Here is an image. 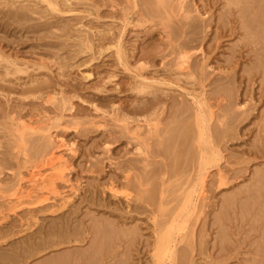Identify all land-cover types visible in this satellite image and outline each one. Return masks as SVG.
Instances as JSON below:
<instances>
[{"label":"rangeland","instance_id":"1","mask_svg":"<svg viewBox=\"0 0 264 264\" xmlns=\"http://www.w3.org/2000/svg\"><path fill=\"white\" fill-rule=\"evenodd\" d=\"M3 1L0 0V56L16 61L14 66L22 67V72L11 73L13 76L7 75L6 79L3 63L0 65V206L6 205L1 201L3 196L9 197L15 181L22 176L19 182L26 185L24 181L30 172H35V165L48 156L46 151L37 154L36 144L29 139L25 143L28 148H24L27 162L18 166L16 159L22 161L23 146L11 137V128L18 120L32 127L46 124L40 134L56 135V141L62 138L64 146L60 150L70 147L71 151H64L66 169L62 172L74 186V194L70 191L71 197L63 208L58 196L50 195V203L47 200L36 207L29 205L30 208L24 205L14 214L5 213L7 206L4 211L0 209V215L9 214L0 216V236H4L0 237V264H47L49 260L56 264L62 255L69 258L61 264H264V0H184L187 12L183 9L181 13L185 11L187 15L179 14L182 18L175 11L177 4L176 9L171 5L170 10V1L164 3L165 0V5L149 0L152 6H159V11L150 8L147 0H133L135 4L132 0H70L71 11L60 4L65 9L53 13L38 0H8L7 4ZM26 4L45 13L27 12L22 17L26 21L21 17L20 20L15 13H25L21 6ZM162 5L168 8L167 12ZM259 11L262 15H258ZM47 20L55 25L46 24ZM243 20L249 23L248 33ZM251 22L262 31L254 29ZM192 23L196 29H192ZM253 31L254 36L260 37L254 38ZM118 42L124 62L115 53ZM182 43L191 53L189 71L175 65L177 49H185ZM182 72H191V76L186 79ZM178 75L182 79L174 78ZM142 80L147 89H152L137 93L135 86ZM48 92L56 94L55 102L38 98ZM57 94L60 98L68 95L69 106L60 105ZM193 99L204 101L207 106L201 114L208 125L200 137L190 115L192 109L198 108ZM112 112L129 123L114 121ZM209 112L212 116L207 120ZM150 113L159 119V130L150 136L152 144L144 142L142 147L143 142L128 127L144 126L143 118H152ZM62 114L55 126V118ZM184 117L187 118L183 120ZM179 119V126L184 124L185 130H190L185 133L177 125V133L181 132L179 138L177 135L173 139L172 135L177 134L173 127ZM89 120L94 122L88 123ZM48 125L50 131L45 130ZM168 126L172 130L169 127L167 130L171 131L167 132L175 134L162 133ZM164 135L173 144L164 141ZM203 136L205 141H201ZM211 151L217 152V158ZM169 152L178 155L177 160ZM198 152H203V160ZM196 165L202 167L196 169ZM201 170L203 183L195 178ZM47 172L41 168L45 185L49 184ZM64 181L57 177L53 180L62 195H69L70 188ZM53 205H59V209L50 207ZM48 209L55 211L51 215ZM33 214L38 219L35 225L28 229L21 226L23 219L31 221ZM174 217H178L177 222L172 221ZM47 228L54 237H49ZM8 233L13 235L8 237ZM168 235L175 253L170 257L172 261L169 259L171 263L167 262L171 250L157 254L159 239H168Z\"/></svg>","mask_w":264,"mask_h":264},{"label":"bare ground","instance_id":"2","mask_svg":"<svg viewBox=\"0 0 264 264\" xmlns=\"http://www.w3.org/2000/svg\"><path fill=\"white\" fill-rule=\"evenodd\" d=\"M38 1H40V2H43V3H46V9L45 10H47V8H48V10H50L52 13L53 12H61L63 9H65V8H63L65 5L67 6H65L66 7V10L67 11H71V7H70V2L72 1H70V0H38ZM75 1V0H74ZM133 1V0H132ZM146 1V0H145ZM148 1V3L150 4L149 5V7L150 6H152L151 5V3L149 2V0H147ZM151 1V0H150ZM158 1V3H162L163 2V0L161 1V0H157ZM170 1V2H169ZM184 0H176L175 2L176 3H173L174 1H172V3H171V0H165V2L164 3H170V10L172 9L171 8V5L176 9V7H175V5L174 4H177V9L178 10H175L174 8H173V10H175V11H179L180 13H178V15L180 14V15H187V14H185V11L187 12V10L185 9V7L183 6V2ZM258 0H256V1H254V0H250L249 2H257ZM260 1V0H259ZM263 1V0H262ZM59 2H61V3H59ZM134 2V1H133ZM152 2V1H151ZM261 2V1H260ZM3 3L5 4H7L8 3V0H4L3 1ZM105 3V2H104ZM130 3V2H129ZM148 3H146L147 5H148ZM60 4H62L63 5V7H60ZM110 4H112V2L110 3ZM134 4H135V2H134ZM133 4V5H134ZM163 4V3H162ZM72 5V4H71ZM112 5H114V4H112ZM163 5H165V4H163ZM163 5H162V7H163ZM111 6V5H110ZM116 5H114V7H115ZM135 6V5H134ZM153 7H156V8H153ZM159 8V6H152V8H153V10L154 9H158ZM168 7H169V4H168ZM21 8H22V10H23V12H25V13H15V16H19L18 17V19L21 17H23V16H27L28 15V13L27 12H32V13H39V14H42V13H45V12H43L41 9H36V8H33V6H30V4L28 5V4H26V5H23V6H21ZM95 8V7H94ZM134 8V7H133ZM151 8V7H150ZM165 8H166V6H165ZM164 7H163V9L164 10H166V12H167V9L168 8H166L165 9ZM255 9H257L256 7H254ZM114 9V8H113ZM112 9V10H113ZM183 9H185V11H184V13L182 14L181 12H183ZM111 10V11H112ZM133 10V9H132ZM160 9H158V11H159ZM170 10H168V14H170L171 15V13H169V11ZM173 10L171 11V12H173ZM123 11V10H122ZM22 12V11H21ZM150 12L152 13V11L150 10ZM242 12V11H241ZM258 12V11H257ZM262 12V11H261ZM261 12L259 11V13L260 14H258V15H262L261 14ZM27 13V15H25ZM114 13V12H113ZM146 13V12H145ZM175 13L176 12H174V14H173V17H174V15H175ZM243 13H244V11H243ZM253 13H254V11H253ZM256 13V12H255ZM254 13V14H255ZM8 14V13H7ZM47 14V13H46ZM115 14V13H114ZM150 14V13H149ZM153 14V13H152ZM151 14V15H152ZM9 15L11 16L12 14H10L9 13ZM148 15V14H147ZM179 15V17L180 18H182V16H180ZM144 16V15H143ZM148 16H150V15H148ZM169 16V15H168ZM168 16H167V19H168ZM176 16H177V14H176ZM253 16H255V15H253ZM127 17H128V15H127ZM146 17V16H145ZM170 17V16H169ZM261 17L262 16H260V19H261ZM13 18H14V16H13ZM21 18H20V20H21ZM27 18V17H26ZM111 18V17H110ZM252 18V17H251ZM255 18H256V16H255ZM259 18V17H258ZM17 18H16V20H18ZM112 19H114V18H112ZM165 19H166V16H165ZM253 19V18H252ZM22 20H24V21H26L25 20V18H22ZM127 20V19H126ZM264 20V19H263ZM19 21V20H18ZM23 21V22H24ZM49 20H47V22H46V24L47 23H50L51 24V21H49ZM175 21H177V20H175ZM181 21V20H180ZM186 21V20H185ZM184 21V24L186 23ZM247 21V20H246ZM245 21V22H246ZM257 21V23H258V19L256 20ZM165 22V21H164ZM167 22V21H166ZM178 22V21H177ZM242 23L244 22V20L243 21H241ZM241 22H240V24H241ZM244 22V23H245ZM254 22V21H253ZM260 22V26H261V21H259ZM56 23V22H55ZM182 21L179 23V24H181L182 25ZM191 23V22H190ZM252 23V22H251ZM50 24H48V25H50ZM52 24L53 25H55L54 23H53V21H52ZM51 24V25H52ZM123 24H124V22H123ZM167 24V23H166ZM194 23H192V24H190V26H192ZM249 24V23H248ZM248 24H247V22H246V24H244V26L246 25V27L248 26ZM255 23H252L251 25H253L255 28L254 29H257V30H259L258 32L260 33V30L262 29V26H261V29H260V27H256V25H254ZM194 25H196V24H194ZM194 25H193V27H192V29L193 28H195L194 27ZM81 26H82V24H81ZM122 26H124V25H122ZM186 27L188 26L187 24L185 25ZM185 26H184V28H185ZM241 26V25H240ZM250 26V25H249ZM253 26H252V28H253ZM258 26V25H257ZM57 27V26H56ZM112 27V26H111ZM49 28V27H48ZM190 29H189V31L190 30H192L191 29V27H189ZM196 28H197V25H196ZM195 28V29H196ZM241 28V27H240ZM249 28H251V27H249ZM35 29V28H34ZM105 29H107V28H105ZM113 29V28H112ZM242 29H244V27H242ZM81 30V29H80ZM83 30V29H82ZM111 30V29H110ZM122 30V29H121ZM121 30H120V33H122L121 32ZM187 30H188V27H187ZM257 30H256V32H257ZM114 31V30H113ZM175 29H174V33H175ZM196 31V30H195ZM195 31L193 30V32L192 33H195ZM199 31V30H198ZM245 31H247V33L248 32H250V29H249V31H248V27H247V30H246V28H245ZM252 31V30H251ZM262 31V30H261ZM264 31V30H263ZM85 32V31H84ZM101 32V31H100ZM104 32V31H103ZM106 32V31H105ZM170 32H173V30H171V31H169V33ZM197 32V31H196ZM256 32H252L251 34L253 35L254 33H256ZM88 33V32H87ZM107 33V32H106ZM114 33V32H113ZM112 33V34H113ZM93 34H95V33H93ZM101 34V33H100ZM103 34V33H102ZM167 34V33H166ZM171 34H173V33H171ZM170 34V35H171ZM196 34V33H195ZM198 34V33H197ZM251 34H248V35H251ZM263 34H264V32H263ZM263 34L261 35V37L263 36ZM96 35V34H95ZM94 35V36H95ZM97 35H98V33H97ZM104 35H106L105 33H104ZM119 35H121V34H119ZM245 35H247V34H245ZM101 36H103V35H101ZM110 36V35H109ZM97 37H99V36H97ZM96 37V38H97ZM104 37V36H103ZM167 37H168V35H167ZM166 37V38H167ZM253 37L254 38H256V37H260V34L258 35V36H254L253 35ZM106 38V37H105ZM108 38V37H107ZM120 38V37H119ZM260 39V38H259ZM193 40V39H192ZM117 41H119V40H117ZM189 42H191V41H189ZM184 43V42H183ZM182 43V44H183ZM101 44V43H100ZM94 45V44H93ZM92 45V46H93ZM184 45V46H183ZM182 45V47L183 48H185L184 50H178L177 49V55H176V61H175V65H176V67L178 68V69H180V70H183L184 69V71L185 70H187L188 69V67H189V65H191V64H189V62H190V58H191V53H189V51L186 49V47H185V45H187V44H183ZM188 45L190 46V44L188 43ZM182 47H180V48H182ZM191 47V46H190ZM189 47V48H190ZM90 48V47H89ZM101 48V47H100ZM114 48H115V53H116V55H117V59H119L120 61H122V62H124V59H122L123 57H122V55H123V49H122V47H121V45H120V42H118V43H116L115 45H114ZM188 48V47H187ZM264 48V47H263ZM262 54H263V56H264V52H261V56H262ZM133 56V55H132ZM127 58V57H126ZM128 59V58H127ZM16 62V61H15ZM14 61H8V59H6V58H4V57H1L0 56V65H1V63H3L2 64V66L1 67H3L5 70L4 71H2L3 73H4V75L6 76V79H7V75L9 76L11 73H17V72H22V67L21 68H19L20 66H14V65H16V64H14L15 63ZM140 62H142V61H140ZM139 62V63H140ZM147 62V61H146ZM142 63H145V62H142ZM141 63V64H142ZM258 63V62H257ZM260 63V62H259ZM258 63V64H259ZM122 64V63H121ZM132 64V63H131ZM261 64V63H260ZM262 64H264V61L262 62ZM261 64V65H262ZM174 65V66H175ZM260 65V66H261ZM12 66V68H10ZM125 66V65H124ZM263 66V65H262ZM126 67V66H125ZM128 67V66H127ZM127 67H126V69H127ZM124 68V67H123ZM140 68V67H139ZM177 68H175L176 70H177ZM125 69V70H126ZM143 69V68H142ZM1 70V69H0ZM3 70V69H2ZM174 70V69H173ZM127 71V70H126ZM187 71H189V70H187ZM1 72V73H2ZM130 72V71H129ZM139 72V71H138ZM174 72V71H173ZM131 73V72H130ZM140 73V72H139ZM178 73V72H177ZM182 73H184V75H185V77H186V79H187V77L188 76H191V72L189 73V72H182ZM190 75H189V74ZM13 74H11V76H13ZM179 74H181V72L179 73ZM1 75V78H2V75L3 74H0ZM172 76V75H171ZM175 76H177L176 74H175ZM89 77V76H88ZM84 78V77H83ZM166 78V77H165ZM176 80H180V79H182V78H179V75H178V77H174ZM174 78H171V80L172 79H174ZM140 79H143V77L142 78H140ZM174 79V80H175ZM189 79H192V78H190L189 77ZM1 80V79H0ZM31 80H34V79H31ZM155 81H157L158 82V80H155ZM155 81H154V83H155ZM43 82V81H42ZM132 82V81H131ZM144 82H145V80H144ZM148 82V81H147ZM152 82V81H151ZM150 82V83H151ZM164 82V81H163ZM162 82V83H163ZM13 83V82H12ZM15 83V82H14ZM31 83H32V81H31ZM46 83V82H45ZM134 83V82H133ZM181 83V82H180ZM18 84V83H17ZM25 84V83H24ZM34 84H36L35 82H34ZM152 84V83H151ZM161 84V83H160ZM165 84V83H164ZM12 85V84H11ZM19 85V84H18ZM137 86H135V89L137 88V93L138 92H142V91H144L145 92V89H147L146 87L148 86L147 84H145V83H143V80L142 81H137V84H136ZM168 85V84H167ZM17 86V85H16ZM26 86H29V85H24L23 87H26ZM33 86V85H32ZM35 86V85H34ZM166 86V85H165ZM173 86V85H172ZM14 87V86H13ZM133 88V87H132ZM150 87H148V89H149ZM134 89V90H135ZM148 89H147V91H148ZM150 89H152V88H150ZM49 90V89H48ZM51 90H52V88H51ZM59 90H60V88H59ZM62 90V89H61ZM182 90V89H181ZM45 91V90H44ZM184 91V90H183ZM47 92V91H46ZM42 93V92H41ZM51 93V92H50ZM50 93L48 92V94L49 95H46V96H42L41 97V94H40V96H38V98H40V99H42L44 102L46 101V102H48V103H53V102H55V95H50ZM55 93H56V91H55ZM148 93V92H147ZM35 94V93H34ZM43 94V93H42ZM36 95V94H35ZM38 95V94H37ZM44 95V94H43ZM200 95H202V94H200ZM57 96L60 98V95L59 94H57ZM34 97V96H33ZM37 97V96H36ZM64 97V96H63ZM63 97H61L60 99H61V104L60 105H66V103H68V102H66L67 100H69L68 99V95H67V98L65 97V98H63ZM72 96H70L69 98H71ZM194 97V96H193ZM35 98V97H34ZM197 98H199V96L197 97ZM72 100H73V98H71ZM200 99V98H199ZM204 99V98H203ZM7 100V99H6ZM71 100V101H72ZM194 100V99H193ZM196 100V99H195ZM194 100V101H195ZM205 100V99H204ZM57 101V100H56ZM70 101V102H71ZM193 101V102H194ZM73 103V102H72ZM195 103V102H194ZM197 106H198V108H196L194 111H193V109L191 110L190 108H187V109H190L191 110V117L193 118V120H192V125H196L197 127L196 128H198V134H199V137L200 136H202L203 135V133L205 132L204 130H206L207 129V123H206V121L204 120V118H203V116H202V114H201V110H204L205 111V108H207V106L204 104V101H201V100H196V103H195ZM68 105V104H67ZM67 105L66 106H64V107H67ZM69 106V105H68ZM96 106V105H95ZM60 107V106H59ZM58 107V108H59ZM203 107H205V108H203ZM72 108V107H71ZM96 108H98V106L96 107ZM183 108L184 109H186L185 107H183V105H182V110H183ZM73 109V108H72ZM99 110H101V109H99ZM182 110H180V108H179V110H178V112H179V114L182 112ZM62 111V110H61ZM97 111V109L95 110V112ZM114 111H116V110H114ZM186 111V110H185ZM11 112V111H10ZM72 112V111H71ZM74 112V111H73ZM98 112V111H97ZM101 112V111H100ZM117 113H118V111H116ZM183 112H184V110H183ZM58 113H59V111H58ZM80 113V112H79ZM103 115L102 116H106V115H104V113L103 112H101ZM107 113H108V111H107ZM113 113V112H112ZM115 113V112H114ZM113 113V114H114ZM78 114V113H77ZM96 114H98V113H96ZM151 115L153 114V113H150ZM116 113H115V120L114 121H116V120H118L120 123H121V121L123 122L124 121V123L125 122H127V123H129L126 119H124L122 116H120L119 118H117L116 117ZM120 115V114H119ZM123 115V114H122ZM154 115H156V114H153L152 115V118H150V117H144L143 118V122H144V126L143 125H141V124H135L134 126H131V127H128L129 128V132H131V133H133V135H134V137H136V138H140V142L142 143V145L144 144V142H145V145H146V143L147 142H150L149 141V139H150V136L151 135H153L157 130H159V125H160V123H159V119L157 118V116H154ZM158 115V114H157ZM57 116H58V114H57ZM63 116V114L61 115V117H59V118H55V126L57 125H59V123H60V118H63L62 117ZM101 116V117H102ZM177 116V115H176ZM182 116V115H181ZM184 116V115H183ZM209 116H212V114H211V112H209V114L207 115V120H209L210 119V117ZM97 117H99V116H97ZM111 117H113V115L111 116ZM113 117V118H114ZM125 117V116H124ZM190 117V118H191ZM209 117V118H208ZM84 118H86V117H83V119ZM127 118V117H126ZM187 117H184L183 118V120L184 119H186ZM49 119V118H48ZM84 121H86V119L84 120ZM90 121H93V120H89L88 121V123L90 122ZM94 122V121H93ZM173 122V121H172ZM17 123V122H16ZM43 123V122H42ZM87 123V124H88ZM92 123V122H91ZM90 123V124H91ZM126 123V124H127ZM69 124V123H68ZM123 124V123H122ZM121 124V125H122ZM170 125V124H169ZM175 125V126H174ZM173 126V128H175L176 129V126L178 125V127H180L179 125H182V122H181V120L179 119L178 120V122L176 123V124H174ZM46 126V124L45 125H40V126H37V127H32L31 125L29 126V125H27V123L24 121V120H18V123H17V125L15 124V125H13V127L11 128L12 129V133H11V137H13V139L15 138V139H17L18 141L20 140V143L22 144V146H23V150H22V153H21V160L22 161H20L19 160V158L17 157V155H16V157H17V159H16V161H17V164H18V166H21L23 163H25V162H27V160H26V150H27V148H28V146L25 144V143H27L28 144V140L29 139H31V143H33L34 142V144H36L35 146V152H37V154L40 152H42V151H46V155H48L46 158H45V160L43 161V162H41V161H39V163H38V165H35V172H30L29 173V177H28V179L27 180H25V178H24V184H26V185H22V183H20L19 182V180H22V176L20 177V179L17 181H15L14 183V185H12V187H11V185H10V190H11V193L9 194V197L8 196H3V200L1 201V203H3V204H6L5 206H7L6 207V209H7V211L5 212V213H9V212H13V214H14V212H15V210H17L18 208H20L21 209V207H24V205H27V206H29V205H32V206H34V205H38V204H40V203H42V202H44V201H46V203H48V201H49V203H50V200H49V198L50 197H52V196H50V195H55V196H58V197H56V198H58L57 200L60 202L59 204H60V206L62 207V206H65V204L67 205V203H68V201H69V196L71 195V193H72V188L74 187H72L71 186V182H70V184L68 183V179L66 180V178L63 176L64 174H63V172H62V169H66V167H64V165H65V163H66V159H65V156H64V151H69L68 150V148H70V147H67V148H63L62 150H60V148L62 147V146H64V144H63V142H62V138H57V141L54 139V137H58V136H56V135H46L45 133H47V132H45L44 134H40L39 133V131H40V129L41 128H44ZM171 128V130H172V126H168V127H166V129L162 132V133H164V134H168L169 132H167V131H171V130H167V129H170ZM177 127V128H178ZM185 127V128H184ZM186 127L187 126H184V124H183V126L182 127H180V129L182 128V131L183 130H185L186 129ZM193 127V126H192ZM26 128V129H25ZM49 127V125H48V127L45 129L46 131L47 130H49L50 131V129H52V128H50ZM53 128H56V127H53ZM216 128V127H215ZM26 130H30L29 132H27ZM174 130V129H173ZM179 130V129H178ZM188 130H190L189 129V127H188V129L187 130H185L184 132L186 133V131H188ZM175 131H172V132H170V133H174ZM181 131L179 130V132L177 133V129H176V133L177 134H175V135H172V137H173V139L175 138L176 139V136L179 138V133H180ZM189 132V131H188ZM187 132V133H188ZM169 133V134H170ZM51 134V133H50ZM168 134V135H169ZM183 134V133H182ZM167 135V136H168ZM185 135V134H184ZM164 136H166V135H164ZM167 136H166V138H164L165 140L164 141H166V140H168V138H167ZM186 136H188V135H186ZM169 137V136H168ZM171 137V136H170ZM184 137V136H183ZM178 138H177V140H178ZM15 139L14 140H12V139H10V140H12L13 142H15ZM33 140V141H32ZM139 140V139H138ZM169 141V140H168ZM171 141H173V140H171ZM171 141H169V143H171ZM175 141L176 140H174V143H175ZM201 141H205V138H204V136L203 137H201ZM201 141H199L200 143H199V147L201 146ZM29 142H30V140H29ZM56 142H58V143H56ZM153 142V141H152ZM152 142H150V144H152ZM178 143V142H177ZM12 145H13V143H11ZM165 145H163V147L164 146H166V142L164 143ZM171 144H173V143H171ZM10 145V144H9ZM29 145H32V144H29ZM141 144H139V146H140ZM167 146H168V143H167ZM173 146V145H172ZM171 146V147H172ZM176 146V148H177V146H178V149H179V145H175ZM25 147H27L26 148V150L24 149ZM31 146H29V148H30ZM141 147V146H140ZM140 147H139V149H140ZM142 147H145L144 145L142 146ZM149 147H150V145H149ZM148 147V148H149ZM162 146H161V148H163ZM174 147V146H173ZM151 148V147H150ZM166 148V147H165ZM165 148H163V149H165ZM31 149H33V147L31 148ZM144 149V148H143ZM142 149V150H143ZM162 149V150H163ZM181 149H182V147H181ZM184 149H185V147H184ZM137 150H138V147H137ZM142 150H139V151H142ZM173 150V151H172ZM171 151L172 152H174L175 150L174 149H172ZM199 150V149H198ZM213 150H215V149H213ZM71 151V150H70ZM73 151V150H72ZM170 151V150H169ZM181 151H184V150H181ZM190 151V150H189ZM143 152V151H142ZM188 152V151H187ZM187 152H184V154H186ZM200 152V151H199ZM199 152H198V154H199ZM204 152V151H203ZM203 152L201 153V154H199L200 155V158L203 160L204 158H205V156H204V154H203ZM219 153V152H218ZM34 154V153H33ZM169 154H170V152H169ZM175 153H173V155H174ZM178 154V153H177ZM197 154V155H198ZM211 154L213 155V157H215V158H217V152H214V151H211ZM176 155V154H175ZM181 155V157H182V159L184 158L183 157V154H180V151H179V156ZM208 155V154H207ZM170 156H172V153L170 154ZM173 158H174V160H177V159H175V158H178V155L175 157V156H172ZM218 157H219V154H218ZM171 158V157H170ZM181 159V158H180ZM174 160L172 159V162H174ZM201 160V161H202ZM135 161V160H134ZM134 161H133V163H134ZM178 161H179V159H178ZM177 161V163H180V162H178ZM185 161L186 160H184V162H183V165H184V163H185ZM200 161V162H201ZM197 162V161H196ZM200 162H198L199 164H200ZM203 162V161H202ZM202 162H201V164H202ZM176 163V166L178 165ZM198 163H197V165H198ZM135 164H137V163H135ZM182 164V163H181ZM180 164V165H181ZM62 166V168H58V166ZM182 165V166H183ZM196 165V166H197ZM203 165V164H202ZM176 166H174V167H176ZM44 167V169L45 170H48V172L47 173H45V178L47 179V181L49 182V184L48 185H45V184H43L44 183V179L41 177V175H40V172H41V168H43ZM180 167V166H179ZM179 167H177V168H179ZM189 167V166H188ZM198 167L199 168H201L202 166H197V168L196 169H198ZM17 168H19V167H17ZM190 168V167H189ZM181 169V168H180ZM182 169H185V168H182ZM182 169H181V171H182ZM18 170V169H17ZM50 170V171H49ZM189 170V169H188ZM180 171V172H181ZM205 171V170H204ZM18 173H20V171H17ZM183 172H184V170H183ZM200 171H198V172H196V174L197 173H199ZM180 174H182V173H180ZM203 172H202V170H201V173H200V175H197L195 178H199L200 179V182H202L203 183V180H204V177H203ZM205 175H206V173H205ZM263 175V177H261ZM261 176H258V178L259 177H261L262 178V180L264 179V174H262ZM23 177H24V175H23ZM60 178V179H62V180H65L64 181V183H66V187L67 188H70L69 189V193H70V191H71V193L68 195V194H66V195H62V193L61 192H59L58 190H57V187H56V184H54V182H53V180L55 179V178ZM63 177H64V179H63ZM181 177V176H180ZM202 177H203V179H202ZM257 178V179H258ZM260 178V179H261ZM191 180H192V178H191ZM191 180H190V182H191ZM198 179H196V182H198L197 181ZM262 180H259V181H262ZM205 181V180H204ZM189 182V183H190ZM200 182L198 183L199 185H200ZM258 182V181H257ZM264 182V181H263ZM180 183V182H179ZM201 183V184H202ZM261 183V182H260ZM196 185V184H195ZM195 185H193L194 187H195ZM50 186V188H48ZM192 186V187H193ZM201 186V185H200ZM203 186V185H202ZM112 188V187H111ZM111 188H109L110 190H111ZM75 189H76V187H75ZM9 190V191H10ZM77 190V189H76ZM110 190H108L109 192H110ZM75 191V190H74ZM73 191V192H74ZM111 192H113L112 190H111ZM189 192V191H188ZM72 194H74V193H72ZM113 195L115 194V193H112ZM150 194H151V192H150ZM201 194H202V191H201ZM150 196V198H151V196L152 195H149ZM190 196H191V193H190ZM5 197V198H4ZM71 197V196H70ZM193 196H191V197H189V198H192ZM200 197V196H199ZM54 198V197H53ZM188 198V201L190 200ZM48 200V201H47ZM53 200V199H52ZM192 200V199H191ZM200 200V199H199ZM54 201V200H53ZM55 201H56V199H55ZM55 201H54V203H55ZM169 201V200H168ZM184 201V200H183ZM57 202V201H56ZM186 202V201H185ZM45 203V204H46ZM52 203V202H51ZM192 203H193V206H194V201H192ZM45 204H42V205H40V206H46ZM187 204V203H186ZM186 204H184V205H186ZM189 204L191 205V201H189ZM49 205V204H48ZM47 205V206H48ZM51 205V204H50ZM178 205V204H177ZM176 205V206H177ZM5 206L4 207H2V204H1V206L0 207H2V208H0V209H2L3 210V208H5ZM26 206V207H27ZM187 206H188V204H187ZM34 207H36V206H34ZM33 207V208H34ZM38 207V206H37ZM50 207H55V209H59V205L57 206V205H53V206H50ZM56 207H58V208H56ZM29 208H30V206H29ZM29 208H27V209H29ZM40 208V207H39ZM42 208V207H41ZM49 208V207H48ZM63 208V207H62ZM65 208V207H64ZM188 208V207H187ZM5 209V210H6ZM26 209V208H25ZM32 209V208H31ZM36 209V208H35ZM45 209H47V208H45ZM190 209V208H189ZM37 210H38V213H39V209L37 208ZM49 210V209H48ZM47 210V211H48ZM52 210V209H51ZM60 210H62L61 208H60ZM4 211V210H3ZM36 211V210H35ZM43 211H44V209H43ZM46 211V212H47ZM53 211H55L54 209L52 210V212H50V210H49V212L51 213V215H52V213H53ZM57 211H59V210H57ZM56 211V212H57ZM187 211V210H186ZM37 212V211H36ZM4 212H3V214H1L0 216L1 217H8L9 216V214L8 215H4L5 214ZM26 213H27V211H26ZM30 213H31V210H30ZM41 213V212H40ZM43 213V212H42ZM16 214V213H15ZM34 214H36V213H34ZM33 214V215H34ZM44 214V213H43ZM62 214H64L63 212H61V215ZM12 215V214H11ZM10 215V216H11ZM26 215V214H25ZM32 215V216H33ZM55 215V214H54ZM57 215V214H56ZM180 215V214H179ZM182 215V214H181ZM35 216V215H34ZM46 216H49V215H46ZM46 216H44V217H46ZM58 216V215H57ZM178 216V215H177ZM26 217H29V216H27L26 215ZM31 217V216H30ZM37 216H35L33 219L32 218H30L31 219V221H29L27 218L26 219H23V220H25V223H23V225H21V226H25L24 228H26V229H28L29 227H31V225L32 224H34L35 225V223H36V221L38 220L37 218H36ZM52 217V216H51ZM51 217H50V220H51ZM169 217H170V212H169ZM56 218H58V217H56ZM178 218V217H177ZM177 218L176 217H174V220H172V221H176L177 222ZM180 218V217H179ZM43 219V218H42ZM55 219V218H54ZM53 219V220H54ZM183 219V218H182ZM186 219V218H185ZM22 220V222H24ZM187 220V219H186ZM60 221V220H59ZM63 221V220H62ZM61 221V222H62ZM66 221V220H65ZM50 222V221H49ZM67 222L68 223H70V220L68 221L67 220ZM21 223V222H20ZM45 223V222H44ZM59 223V222H58ZM173 223V222H172ZM55 224V223H54ZM62 224H64V222L62 223ZM34 225H32V226H34ZM38 225H39V223H38ZM53 225V224H52ZM51 225V226H52ZM67 225V224H66ZM172 225V224H171ZM175 225H176V223H175ZM184 225H186V221L184 222ZM184 225H182V227L184 228ZM51 226H50V228H51ZM174 226V225H173ZM181 227V228H182ZM48 228H49V226H48ZM48 228H47V230H48ZM54 228V225H53V227H52V229ZM56 228V227H55ZM11 229V228H10ZM9 229V230H10ZM6 230V229H5ZM12 230V229H11ZM51 230V229H50ZM56 230V229H55ZM59 229L57 228V231H58ZM170 230L171 229H169L168 231L170 232ZM2 231V230H1ZM4 231V230H3ZM7 231H8V228H7ZM6 231V232H7ZM53 231V230H52ZM101 231H103V230H101ZM190 231H191V229H190ZM12 232V231H11ZM59 232H61V231H59ZM66 232V231H65ZM68 232V231H67ZM4 235L6 234L5 232H2ZM48 233H49V230H48ZM47 233V234H48ZM51 233H53V232H51ZM56 233V232H55ZM58 233V232H57ZM9 234V233H8ZM13 235V233H10L9 234V236L8 235H6V236H8V237H11L12 235ZM46 234V235H47ZM163 234V233H162ZM171 234H172V232H171ZM11 235V236H10ZM57 235V234H56ZM190 235H191V233H190ZM2 236V235H1ZM0 236V237H1ZM52 236V235H51ZM50 236V233H49V237H51ZM55 235H53L52 237H54ZM59 236V235H58ZM2 237H4V236H2ZM59 237H61V236H59ZM68 237V236H67ZM76 237V236H75ZM161 237H162V235H161ZM166 237H168V239L167 238H162L161 240L159 239V242H158V245H157V254H159V255H164V253L166 252V251H168V250H171V254L169 255V256H167L168 257V261L167 262H169V263H171L170 261H169V259H171L170 257H172L175 253H173V248H172V241H171V239H170V237L171 236H166ZM189 236L187 235V237L186 238H188ZM66 238V237H65ZM64 238V239H65ZM5 239H6V237H5ZM57 239V236H56V238L54 239V241ZM59 239V238H58ZM60 239H63V237H61ZM59 239V241L61 242V240ZM67 239H69V240H72V239H70V238H67ZM187 240H189V239H187ZM59 241H58V243H59ZM67 241V240H66ZM52 241L50 240V243H51ZM57 242V241H56ZM56 242H53V243H56ZM64 242V241H63ZM63 242H61V244H63ZM187 242V241H186ZM189 242V241H188ZM47 243V242H46ZM46 243H44L43 245H44V248H45V245H46ZM58 243H57V245H58ZM66 243L67 242H65V245H66ZM39 244H41V242L40 243H38V245H37V247H39ZM48 244H49V242H48ZM52 244V243H51ZM50 244V245H51ZM67 244H69V243H67ZM190 244V243H189ZM42 245V246H43ZM50 245H49V248H50ZM29 246H31V244L29 245ZM41 246V247H42ZM53 247H54V244H53ZM52 247V245H51V248H53ZM96 248L98 247V246H95ZM174 247V246H173ZM34 248V247H33ZM40 248V247H39ZM43 248V247H42ZM43 248V249H44ZM46 248H48V246L46 247ZM55 248V247H54ZM56 248H58V247H56ZM94 248V247H93ZM95 248V249H96ZM36 249V248H35ZM59 249V248H58ZM29 250H31V249H29ZM175 250V249H174ZM39 251H41V249L39 250ZM43 251H45V250H43ZM92 251L94 252V251H96V250H93L92 249ZM89 253H91V255L93 254L92 252H88V254ZM95 253V252H94ZM172 255V256H171ZM181 255V254H180ZM61 256V255H60ZM68 255H62V258L60 257L59 258V256H58V259H56V264L58 263V264H61L62 262L63 263H67L66 261H68L67 259L69 258V257H67ZM182 256H183V254H182ZM56 258H57V256H56ZM174 258V257H173ZM176 258V257H175ZM14 259H16V258H14L13 257V260ZM53 259V258H52ZM24 260V259H23ZM51 260H49V262L47 263V264H51V262H50ZM53 261H54V259H53ZM65 261V262H64ZM171 261H172V259H171ZM55 262V261H54ZM20 263V262H19ZM173 263V262H172ZM16 264V263H15ZM53 264H55V263H53Z\"/></svg>","mask_w":264,"mask_h":264}]
</instances>
